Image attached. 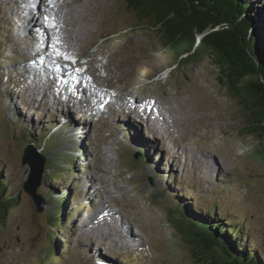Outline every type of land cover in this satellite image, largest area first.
<instances>
[{"label":"rangeland","instance_id":"1","mask_svg":"<svg viewBox=\"0 0 264 264\" xmlns=\"http://www.w3.org/2000/svg\"><path fill=\"white\" fill-rule=\"evenodd\" d=\"M10 1L0 0V176L5 193L18 197L0 226V264H99L93 259L98 255L108 264H200L174 229L180 203L199 217L214 205L222 209V221H242V240L264 259V157L257 151L264 139L244 133V106L220 85L210 57L173 66L125 0H85L76 16L79 7L69 8L70 16L68 8L57 6L52 10L62 11L56 13L57 49L67 54L69 77L90 80L98 90L90 98L97 104L124 92L132 99L158 100L167 122V133L158 132L155 140L139 113L143 119L131 114V123L116 104L102 110L96 104L88 112L78 105L74 109L84 132L78 140L51 104L40 102L47 81L22 68L28 51L43 50L38 41L34 47L22 39L15 43L22 28L13 25L18 21ZM258 5L263 13L264 0ZM262 19L264 27V14ZM88 28L91 44L78 41ZM49 46L43 58L55 71L57 59ZM30 80L40 87L31 88ZM64 90L67 85L52 89V95L64 99ZM47 94L51 98V91ZM72 118L77 123V116ZM29 142L45 156L36 190L44 200L40 212L21 187L29 172L21 155ZM103 207L108 215L96 219V209ZM91 218L96 220L86 237L100 244L92 240L90 245L79 234ZM126 228L136 240L132 248H125L131 245Z\"/></svg>","mask_w":264,"mask_h":264},{"label":"trees","instance_id":"2","mask_svg":"<svg viewBox=\"0 0 264 264\" xmlns=\"http://www.w3.org/2000/svg\"><path fill=\"white\" fill-rule=\"evenodd\" d=\"M125 3L138 25L155 34L160 55L173 66L209 56L219 70V82L239 97L246 110L244 133L256 135L259 141L264 139L263 101L248 102L246 93L250 87L238 84L239 78L249 72L244 50L255 59V72L264 80V12L259 0H125ZM220 23L224 25L222 29L204 32ZM198 33L203 35L195 40ZM257 151L264 157V147ZM4 187L5 181L0 176V226L18 197L6 194ZM177 207L175 229L200 264H264L261 254L242 240L246 236L241 231L242 221H222V209L214 205L208 206L204 217L196 216L182 203ZM52 216L59 222L58 214Z\"/></svg>","mask_w":264,"mask_h":264},{"label":"bare ground","instance_id":"3","mask_svg":"<svg viewBox=\"0 0 264 264\" xmlns=\"http://www.w3.org/2000/svg\"><path fill=\"white\" fill-rule=\"evenodd\" d=\"M8 1L9 0H7V3H8ZM13 1H14V3L11 2V1L9 2V4L12 6V10L10 11L11 12V16H14L17 19V21H18L17 24H13V25L17 28V30H20V26L22 28L21 29V33L22 34H21V36L18 35L19 37L15 39V43L17 45L18 44L20 45L21 42H23V41H21V39H22V40H24V42L27 41L29 44H31V46L34 47V46H36V42L38 41V42H41L42 45L45 44L46 47H48V45H50L49 47L51 49H52L51 45L53 44V38L54 37L58 38V34H57V32H55V30L58 28V25L60 24L58 22V19L60 17L56 14L58 11L57 12H55V11L52 12V10L57 8V6H65L66 8H68V12H69V8L71 10H76V8L79 7V8H77V12L74 14L76 16L79 13L78 9L83 8L82 5L84 3H86L85 0H51V3H49V0H13ZM17 6H19V7H17ZM80 6H82V7H80ZM13 10H16L15 14L12 13ZM38 12H41L44 15V17L48 16L50 18V21L52 19H54V22L56 23L57 27L53 28V27L47 26L44 20H41V22H40V19L38 17L36 18V14ZM66 12H67V9H66ZM60 13H62V11L58 12V14H60ZM66 15H67V13H66ZM69 15L72 16L70 14V12H69ZM15 18H14V20H16ZM82 18L84 19L83 16H82ZM70 19L73 20V18H71V17H70ZM77 19L78 18L74 19V20H76V21H74V25H75V23H77ZM68 20H69V18H68ZM69 21L71 22V20H69ZM19 22H20V24H18ZM60 22L64 23L62 20ZM85 23H86V21H85ZM67 25H68V23H67ZM86 25H87V23H86ZM49 31L51 32V35H50V33H48ZM85 32H86V35L83 36L81 39H78V41H80L82 43L91 44V40H89V35H91V34H89V28L86 31H84V33ZM84 33H83V35H84ZM70 38H71L70 39L71 41H72V39L75 40V38H73L72 36H70ZM49 39H51V44L48 43ZM46 47H45V49H46ZM56 47L59 48V43H58V45H56ZM87 47H88V45H87ZM83 50H85V49L83 48ZM75 52H78V51H75V50L71 51V53L73 55H75L74 54ZM43 54L46 56V53H43ZM55 57L57 59L55 61L56 62V66H57L55 71H53L52 65H50V67L48 66V68H46V66H45L46 60H44V58H41V62H40V63H43V64H41L40 67L37 68V66H39V64L37 62L38 55L30 50V51H28V54H26V56H23L22 68L24 69L25 74L32 73V77L33 78L37 77V79L39 81H44V82L47 81V85H46L45 90H43L42 95L40 94L41 95L40 96V102L46 103L47 106L51 104V106L53 108V112L54 113L57 112L58 116H61L63 119H65L64 122L69 124V127H67V129L70 128V131L75 133L77 135V137H78V140H79V138H81V136H82L81 134H83L84 132L82 131L81 124L78 123V122H80V121H78L79 120L78 119V114L80 112L76 111L74 109V106L76 107L78 105H84L83 108L87 112L89 111V110H87L88 107L90 108V110L94 109L96 103H94L91 100L90 97L96 96L98 94V90L94 88V86H93V84L91 83L90 80L86 79V80L83 81L82 79L84 77L83 78L82 77H78V78L74 77L73 79L70 80L71 82L69 84H67V88L70 87L71 91L67 92V91L64 90L65 91L64 95H63L64 99L60 100V98L54 96V94L52 95V93H53L52 89H55V88L58 87V84L56 83V81L62 83V81L65 80V78L69 77L67 75L66 71H67V67L71 65L63 57H57V56H55ZM50 61H52V60H50ZM31 62L35 63V65L31 66ZM37 69L40 72L48 71L50 74L46 73V74L41 75L40 72L38 74H36L35 71H37ZM85 73L88 74L89 72H87L85 70ZM29 84L31 85V88H34V87H37V86L39 88L40 85H41L40 83H35L32 80H30ZM30 85H28V86H30ZM32 90L33 89H31L30 91L32 92ZM27 91H28V88H27ZM47 91L48 92L51 91V98H49V99H48V96H47L48 95ZM32 93L34 94V92H32ZM65 93H67V94L65 95ZM126 93H130V92H124V93L118 94L117 97L112 99L105 106H107L108 108H111L110 106L116 104L117 105V110L120 111L122 113V115L126 114L127 121H129V122L132 121V118H131L132 115L131 114H133V117H134V115H136L138 117V119L142 118V117L138 116L137 113L143 115L145 117L144 119L142 118L143 120H145L144 121L145 124H146L145 127H147V126L149 127V129L151 131V135H152L151 137L155 138V140H156V138H158V136H156L158 132L167 133V128H166L167 122L164 120L165 118H162L163 117L162 116V111L163 110L158 106L160 101L156 100L154 103H153V101L150 102L149 99H148L149 97H142V98H139V99L133 98L132 99L131 96H129ZM146 100H148L149 103H151V104L153 103V104L147 107ZM120 104H122V106H123V110L122 111H121V109H119L121 107ZM81 112H82V109H81ZM72 115H74L75 118L77 116V118H76L77 123L72 118ZM81 115H83V114L81 113ZM135 121H137V120H135ZM157 121H159V122H157ZM131 123H134V122H131ZM204 154H202V155L205 157ZM177 155H178V153H177ZM210 160H212V159L208 158V161L205 162V164H207V167H208L207 169H209V161ZM214 169L216 170V167H214ZM215 170H214V172H215ZM101 207H102V205H101ZM104 208H106V207H103V209H101V210L96 209V211L98 210L97 212L99 213L98 214L95 211V213H97V215H95L96 219H97L98 216L103 217L104 216V212H105V215H108L107 208L106 209H104ZM101 213H102L103 216L101 215ZM96 219L91 218V221H88L89 223H84V221H83L82 225L79 228V229H81L80 233H79V229H78L77 230V234L79 233L80 235H84L85 237L86 236H90L88 234H90V232L93 231V227H94L93 225H94ZM88 227H90V229H88ZM126 233L127 234L125 235V239L127 241H130L131 245L130 246L128 245L129 247L125 246V248H132V247H134L133 244L135 243L136 240H131L133 237L132 238L128 237V234H130V233L127 231V228H126ZM131 234H133V233L131 232ZM93 235L94 234H92L91 236H93ZM103 235H104V233H103ZM85 239L86 240L89 239L90 245L93 244V243H91L92 240L94 242L98 243V244L102 243V240H94V237L93 238H91V237L87 238L86 237ZM85 239H84V241H85ZM98 244H96V245H98ZM89 248H90V246H89ZM99 253H100V251H99ZM93 259H96L99 264H108L106 256H99L98 255V256H95Z\"/></svg>","mask_w":264,"mask_h":264},{"label":"water","instance_id":"4","mask_svg":"<svg viewBox=\"0 0 264 264\" xmlns=\"http://www.w3.org/2000/svg\"><path fill=\"white\" fill-rule=\"evenodd\" d=\"M223 27L224 25L222 23L214 24V25H211V27H209L204 32L216 31V30L222 29ZM201 35H203V33H198L196 35L195 40L199 39ZM244 54H245L246 63H247L246 68L249 72H247L246 74H243V76L239 78L238 84L240 86H244V88H247L246 86H249L250 89L252 90V91L249 90L246 93V97H247L246 99L248 102H251V100L253 99H259L263 101L261 103L262 105H264V89L261 88L264 85V80L259 78L258 77L259 74L255 72V70L257 71V64H256L255 59L252 56H249L245 52V50H244ZM252 63L254 64V66ZM212 65L215 67L213 63ZM219 76H220V73L218 70V80H219ZM220 85L224 87L229 93V90L227 89L225 85H222L221 83ZM229 94L233 96L231 93ZM236 98L239 99V97H236ZM239 101L241 102L240 99ZM244 111L246 112L245 109ZM44 163H45V156L37 149V147L32 142L27 143V145L23 148V152L21 155V164L22 165L27 164L29 167V172H28L27 179L22 183L21 187L30 196L37 212H40L42 210V203L44 201L43 197L39 193L36 192L37 187L39 186L40 181H41V176H42L43 169H44ZM172 226L174 227L173 223H172ZM191 254H192V251H191Z\"/></svg>","mask_w":264,"mask_h":264},{"label":"snow or ice","instance_id":"5","mask_svg":"<svg viewBox=\"0 0 264 264\" xmlns=\"http://www.w3.org/2000/svg\"><path fill=\"white\" fill-rule=\"evenodd\" d=\"M49 3H51V0H49ZM44 20H45V23H46V25L47 26H50V27H53V28H55V27H57L56 26V24H55V22H54V19H52L51 21H50V18L48 17V16H45L44 17ZM58 38H53V44L51 45V47H52V50H53V53L55 54V56H57V57H63V58H65V59H67L68 57H67V54L66 53H62V52H60L58 49H57V47H56V45L58 44Z\"/></svg>","mask_w":264,"mask_h":264}]
</instances>
